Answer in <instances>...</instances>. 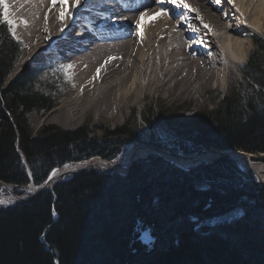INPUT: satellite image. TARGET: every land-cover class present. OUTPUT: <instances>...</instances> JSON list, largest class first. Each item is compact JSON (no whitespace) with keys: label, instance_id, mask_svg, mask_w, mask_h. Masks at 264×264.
<instances>
[{"label":"trees","instance_id":"16d2710c","mask_svg":"<svg viewBox=\"0 0 264 264\" xmlns=\"http://www.w3.org/2000/svg\"><path fill=\"white\" fill-rule=\"evenodd\" d=\"M253 42L248 90L223 97L198 123L169 126L162 113L155 122L149 107L144 125L158 124L163 137L138 134L134 122L105 127L100 138L84 127L33 133L27 115L53 101L27 87L34 72L28 65L6 83L21 44L0 20V181L38 186L54 167L113 159L133 139L169 143L174 153L237 149L264 163V41ZM144 229L150 244L140 240ZM0 264H264V184L228 157L184 169L152 153L125 174L85 170L25 204L0 206Z\"/></svg>","mask_w":264,"mask_h":264},{"label":"bare ground","instance_id":"6f19581e","mask_svg":"<svg viewBox=\"0 0 264 264\" xmlns=\"http://www.w3.org/2000/svg\"><path fill=\"white\" fill-rule=\"evenodd\" d=\"M8 2L10 19L17 24L27 21V26L22 24L16 34L26 44L28 57L43 55L42 61L57 58L74 65L70 71L75 88L60 100L58 112L48 120L65 129L79 126L91 113L118 124L125 112L144 97H194L200 96L213 80L216 86L225 85L247 56L249 45L241 37L250 32L264 36V0H234L235 7L222 0V7L232 8L228 14L215 0H184L199 10L211 31L195 18V11L188 12L187 22L178 25L176 17L182 10L165 4L169 15H160V7L153 0H93L87 11L80 8V14L66 16L63 24L57 18L59 4L50 10L51 0ZM71 3L66 0V13L72 11ZM143 5L150 8L137 26L135 20L145 10ZM114 14L127 19L113 22ZM229 16L230 22H237H227ZM109 57L115 59L105 63ZM146 150L134 146L126 153L125 164ZM235 159L243 169L264 180V167L251 162L246 153L237 154ZM75 170L71 165L53 170L56 174L52 176L51 172L48 186L56 182L61 172L74 174ZM29 189L35 191L36 187L32 184Z\"/></svg>","mask_w":264,"mask_h":264},{"label":"rangeland","instance_id":"374dc122","mask_svg":"<svg viewBox=\"0 0 264 264\" xmlns=\"http://www.w3.org/2000/svg\"><path fill=\"white\" fill-rule=\"evenodd\" d=\"M6 2L9 5L8 0H6ZM221 2H220V6L222 7ZM222 8H223L222 12L225 14H228L230 12L229 10L232 9L231 7L229 8L228 6L227 7L225 6ZM230 19H232V16H229L228 18H226L227 22H229L230 24L232 23L235 24L237 22L236 20V21H231L232 22L231 23L229 21ZM22 24L23 23H18V24L16 23L17 26L15 29V33L19 31ZM10 35L15 41L21 44V54L13 70L8 75L6 83L8 84L9 82L17 78L22 73L23 68L26 65H28L30 68L34 70V72L31 74V77H32L31 84L27 85V87L30 88L33 93L43 94L44 96L50 97L51 101H53L52 107L50 109L44 110V111L42 110L31 111L27 115V122H28V126L30 130L33 133H35L43 126H53L63 131H72V130L84 127L88 131V136H93L94 138H100L101 133L105 127H108L109 129L112 130L117 127L126 126L127 124H130L132 122L138 125L140 124V127H138L139 129L138 134L140 133L141 135H148V134L154 133L155 136L157 134L163 137V133L161 132V129L158 124L153 125V127L151 128L144 125L142 113L145 110H147L149 107H151V110L154 112V119L156 120L155 122H158L160 113H162L165 118L164 120L165 123L167 125L169 124V126L178 125V124H189L191 122L198 123L199 121H201V118L208 111H211L219 104L220 100L223 97H227V96L229 97L234 92L235 93L239 92L240 94H243L244 92L248 90V86L250 82L248 81L246 77L245 68L247 66V62L249 61L250 56L252 55L255 49L253 37H258L264 41L263 35H259L253 32H250L245 38L241 37V40L249 45L247 56L244 62L240 64L239 70H237L235 74L233 75L234 78L229 80L227 84L225 85L216 86L214 85L215 80H213L212 85L206 88L200 96H194V97H190V96L189 97L188 96L178 97V96H163V95H159L158 97L157 96L144 97L139 103L135 104L134 106L130 108V110H127L125 112L123 120L118 124H114L113 121L109 118H100V117H97L94 113H91V114H88L84 118V121L79 126L65 129V128H62L58 124L48 122V120L51 117L55 116V114L58 112L57 106L60 100L73 92L75 88L73 86L75 85L74 74L69 70L68 75L71 76V79L69 80L67 76L65 75V73L59 69V66L61 64H64L63 60L55 58L53 61H49V60L42 61V59H44L43 55L39 57L37 56L28 57L26 54V49H27L26 44L19 37H17V34L15 35V37H13L12 33L10 32ZM45 55H48V54H45ZM252 67L254 68V66ZM261 72L264 74V68L261 69ZM138 144H145L150 147H156V146L141 142L137 139L129 140L127 141L125 145L122 146V151H120V153L117 155L118 157H115L113 159H104L96 155L84 161L65 163L59 167H54L48 173L46 179L38 186L33 184L32 181H30L26 186H23L20 188V187L9 185V184H6L0 181V200L5 201V203L0 204V206H17V205L25 204L26 202L36 197L38 194L46 190H49L48 188H52L56 183L64 179L66 176L78 174L85 170H94L104 175H110L114 173L125 174L128 171L129 167L127 169H123L120 166L121 164L122 165L125 164L126 153L130 149L134 148V146L136 147ZM168 145L170 144L168 143ZM168 145L166 147H156V148L164 149L174 155L192 156L195 154V153H189V154L182 153L181 151L174 153L167 149ZM206 148H214V147H206ZM220 150H232V151H239V152L241 151L237 149H220ZM242 152L244 153L245 151H242ZM152 153L161 155L157 152L147 149L146 151L141 152L138 155V157L132 158L133 157L132 156L130 158L131 163L138 159H143L147 155L152 154ZM245 153H247V155L249 154L248 156L253 163L262 165V162L254 160L253 154L248 153V152H245ZM161 156L164 159L168 160L171 164H174L184 169H191L202 163L212 161V159L205 160L203 159L204 157H195L191 160H185L179 157H172V158H179L182 161L187 162L186 164H183V163L172 161L170 157L167 158L164 155H161ZM91 161H96V162L95 164H93L92 168H88L87 164L90 163ZM66 165H71L72 167H76L74 174L65 172V174L60 176L56 180V182L53 183L51 186H48L49 184H47L46 186L44 185L53 170L57 168L62 169V167ZM111 167H114V169L110 170ZM261 175L264 176V171L261 173ZM3 183L4 185H2ZM32 184L35 185L36 187L35 191L34 190L32 191L29 189V186ZM261 184H264V183H261ZM41 187H43L42 191L37 192L39 188ZM17 188H18V193H15L14 189H17ZM140 240L146 244H150L152 242L150 232L147 229H144L140 232Z\"/></svg>","mask_w":264,"mask_h":264},{"label":"snow or ice","instance_id":"6c2138e0","mask_svg":"<svg viewBox=\"0 0 264 264\" xmlns=\"http://www.w3.org/2000/svg\"><path fill=\"white\" fill-rule=\"evenodd\" d=\"M93 2V0H72V3L70 5V8L72 9V11L67 12L65 11L66 7H69L66 4V0H51V5H50V10L52 7H56L57 4H59L60 7V12L58 13L57 18L61 21V23L63 24L66 16L67 17H72L74 15L80 14V8H84L85 11H87L89 9V5ZM115 2V0H113V3ZM221 0H215L216 4H220ZM227 2L229 4H232L233 7H235V3L234 0H227ZM153 3L156 4L157 6L160 7V15H169V11L168 9L164 6L165 4L168 5H173L175 7V9H180L182 10L179 15L176 17L177 19V23L178 25L181 22H187L188 20V16L187 13L190 11H195L197 13L196 15V19L200 20L201 24H203V26L205 28H208L209 31H211L210 26L207 24H204L203 22V18L202 16L199 14V10L198 9H193L188 3H185L184 0H153ZM143 8L145 9L144 11H140V17L137 18L135 20V24L137 26L140 25V21L142 18H144L147 15V9L150 8V5H143ZM128 10H134L129 8ZM237 11H239V9H237ZM157 15V14H154ZM48 17L47 15L45 16V21H47ZM127 19V17H119L117 15H113L112 16V21L116 22L117 20H124ZM0 20H2L3 23H5L8 27V30L12 33L13 37H15L16 33H15V29H16V21L13 19L9 18V5L6 2V0H0ZM21 23H23L25 26H27V21L26 20H21ZM190 29L192 31H197V29L191 28ZM62 32L64 31V28L60 29ZM45 31H47V28L45 29ZM140 36L141 39L143 38V32L142 30L140 31ZM189 47H191V45H189ZM111 59H115V57H109L108 60L105 61V63H108ZM74 67L73 64L68 63V64H61L59 66V69L61 71H63L65 73V75L67 76V78L70 80L71 76L68 75V72L70 69H72ZM100 69H97V73H99ZM96 77H93V79H95ZM75 86V85H73ZM67 167V165L65 166ZM56 174L55 171H53L52 176H54ZM52 176H49V179L52 178ZM47 183V181L45 182ZM5 203V201L0 200V204Z\"/></svg>","mask_w":264,"mask_h":264},{"label":"water","instance_id":"95a60500","mask_svg":"<svg viewBox=\"0 0 264 264\" xmlns=\"http://www.w3.org/2000/svg\"><path fill=\"white\" fill-rule=\"evenodd\" d=\"M139 146H141V147H143L145 149H149L151 151L157 152V153H159L161 155H164L166 157H179V158L185 159V160H191V159H193L195 157H205V156L211 157L210 159H212V160L219 159L221 157H228V158L232 159L243 172L250 173L256 182L264 183V180L257 179L255 177V174L252 171L245 170L239 165L238 161L235 159V156L237 154L243 153L242 151L239 152V151H232V150H220V149H216V148H206V149L201 150L200 152L195 153L192 156H188V155H174V154H171V153H169L168 151H166L164 149H160V148H156V147H150V146H147L145 144H138L136 147H139ZM250 161H251V159H250ZM130 164H131V159H129V161H127L126 164H123V165L121 164L120 167L123 168V169H127ZM262 166L264 167V163H262ZM92 167H93V165L88 166V168H92ZM113 169H114V167H111L110 170H113ZM66 173H70V172L68 171ZM106 173H108V172H106ZM63 174H65V173L61 172L59 174L58 178L60 176H62ZM48 182H49V180H47V183H45L44 185L46 186L48 184ZM2 185H4V183ZM42 189H43V187L39 188V190L37 192H41ZM21 200H23V199H21Z\"/></svg>","mask_w":264,"mask_h":264}]
</instances>
